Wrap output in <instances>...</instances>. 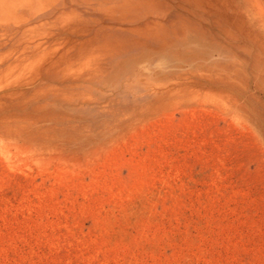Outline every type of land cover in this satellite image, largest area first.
<instances>
[{
    "label": "rangeland",
    "instance_id": "rangeland-1",
    "mask_svg": "<svg viewBox=\"0 0 264 264\" xmlns=\"http://www.w3.org/2000/svg\"><path fill=\"white\" fill-rule=\"evenodd\" d=\"M0 264H264V0H0Z\"/></svg>",
    "mask_w": 264,
    "mask_h": 264
}]
</instances>
